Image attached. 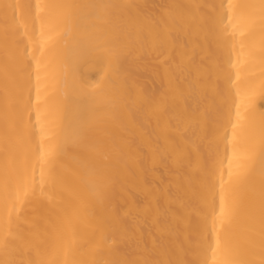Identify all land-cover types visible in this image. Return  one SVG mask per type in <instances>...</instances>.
Returning <instances> with one entry per match:
<instances>
[{"label":"bare ground","instance_id":"bare-ground-1","mask_svg":"<svg viewBox=\"0 0 264 264\" xmlns=\"http://www.w3.org/2000/svg\"><path fill=\"white\" fill-rule=\"evenodd\" d=\"M0 264H264V0H0Z\"/></svg>","mask_w":264,"mask_h":264}]
</instances>
